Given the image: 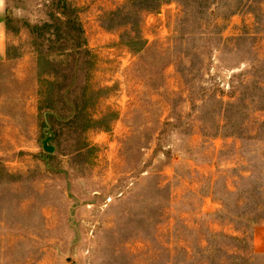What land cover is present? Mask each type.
<instances>
[{"label":"rangeland","instance_id":"obj_1","mask_svg":"<svg viewBox=\"0 0 264 264\" xmlns=\"http://www.w3.org/2000/svg\"><path fill=\"white\" fill-rule=\"evenodd\" d=\"M0 264H264V0H5Z\"/></svg>","mask_w":264,"mask_h":264},{"label":"crops","instance_id":"obj_2","mask_svg":"<svg viewBox=\"0 0 264 264\" xmlns=\"http://www.w3.org/2000/svg\"><path fill=\"white\" fill-rule=\"evenodd\" d=\"M7 54V28L5 23V0H0V58ZM253 249L256 254L264 256V224L253 231Z\"/></svg>","mask_w":264,"mask_h":264}]
</instances>
